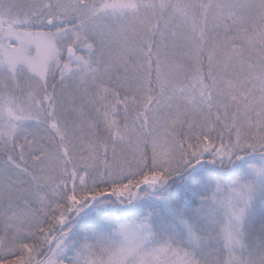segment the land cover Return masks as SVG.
<instances>
[{"label": "snow or ice", "instance_id": "obj_1", "mask_svg": "<svg viewBox=\"0 0 264 264\" xmlns=\"http://www.w3.org/2000/svg\"><path fill=\"white\" fill-rule=\"evenodd\" d=\"M0 264H264V0H0Z\"/></svg>", "mask_w": 264, "mask_h": 264}]
</instances>
